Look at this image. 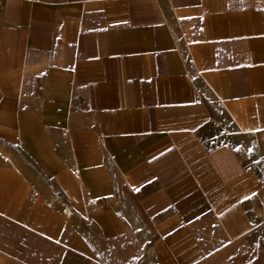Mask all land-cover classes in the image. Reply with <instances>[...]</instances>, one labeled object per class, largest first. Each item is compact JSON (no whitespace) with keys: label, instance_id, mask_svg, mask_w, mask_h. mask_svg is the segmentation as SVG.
<instances>
[{"label":"crops","instance_id":"1","mask_svg":"<svg viewBox=\"0 0 264 264\" xmlns=\"http://www.w3.org/2000/svg\"><path fill=\"white\" fill-rule=\"evenodd\" d=\"M0 264H264V0H0Z\"/></svg>","mask_w":264,"mask_h":264},{"label":"bare ground","instance_id":"2","mask_svg":"<svg viewBox=\"0 0 264 264\" xmlns=\"http://www.w3.org/2000/svg\"><path fill=\"white\" fill-rule=\"evenodd\" d=\"M232 114H233V116H234L235 118H237V117H236V113L234 112V110H232Z\"/></svg>","mask_w":264,"mask_h":264}]
</instances>
